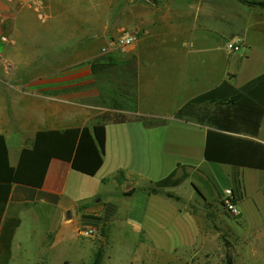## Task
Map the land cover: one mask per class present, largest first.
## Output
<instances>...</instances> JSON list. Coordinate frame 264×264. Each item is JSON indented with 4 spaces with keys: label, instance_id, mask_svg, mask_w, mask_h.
Instances as JSON below:
<instances>
[{
    "label": "crops",
    "instance_id": "obj_1",
    "mask_svg": "<svg viewBox=\"0 0 264 264\" xmlns=\"http://www.w3.org/2000/svg\"><path fill=\"white\" fill-rule=\"evenodd\" d=\"M35 1L0 0V135L10 166L19 165L41 130L104 123L106 148L95 176L54 159L41 188L13 184L4 217L21 222L10 244L0 228V264L40 260L43 250L71 241L85 223L143 234L151 248L170 253L191 248L203 232L195 213L200 204L178 190L204 169L217 176L216 167H233L245 214L246 173L240 171L264 170L208 161L214 128L178 112L225 82L240 89L264 73V8L240 0H43L42 20ZM124 29L137 32V41L104 53ZM230 42L244 54L231 52ZM229 134L264 145V115L257 135ZM107 184L113 186L108 193ZM147 186L179 198L126 194ZM49 209L59 211L60 222L41 230ZM122 219L127 224L119 228Z\"/></svg>",
    "mask_w": 264,
    "mask_h": 264
},
{
    "label": "trees",
    "instance_id": "obj_2",
    "mask_svg": "<svg viewBox=\"0 0 264 264\" xmlns=\"http://www.w3.org/2000/svg\"><path fill=\"white\" fill-rule=\"evenodd\" d=\"M240 1L251 7L264 8V0ZM206 104L215 109L201 111V107ZM178 113L194 115L199 123L214 128L207 135L204 155L208 161L264 170V145L229 134H258L264 115V73L240 89L225 82L193 98ZM106 139L104 123L93 127L41 130L32 144L23 149L19 165L12 167L5 137L0 135V228L3 234L6 230L9 233V244L21 222L19 218L4 217L13 184L41 188L54 159L70 162L74 170L95 176L104 163ZM239 188L238 185V191ZM138 190L179 198L155 186L132 188L126 194L132 195ZM7 253L10 255V248ZM103 258V250H98L91 264H102ZM2 262L7 264L9 260ZM227 264H233L230 257L227 258Z\"/></svg>",
    "mask_w": 264,
    "mask_h": 264
},
{
    "label": "rangeland",
    "instance_id": "obj_3",
    "mask_svg": "<svg viewBox=\"0 0 264 264\" xmlns=\"http://www.w3.org/2000/svg\"><path fill=\"white\" fill-rule=\"evenodd\" d=\"M244 51L241 50L239 54L243 55ZM253 71L251 69L249 73ZM246 74L240 76L241 80L245 79ZM204 109L215 108L204 105L201 111ZM140 143L145 146L143 141ZM216 169L217 176L207 169L203 170L205 175L194 173L192 182L178 190L187 197L193 195L195 202L200 204V211L195 210V213L203 232L200 241L191 248L170 253L151 248L143 234L137 238L135 233L110 232L107 228L101 231L95 226H92L96 228L93 235L85 236L81 231L90 226L85 223L71 241L43 250L40 260H13L12 264H91L98 250L104 252L102 264H227L228 257L233 264H264V172L250 169L240 171L246 173L248 198L240 204L245 214L233 217L220 200L227 188H237V173L233 174V167ZM112 187L107 184L104 191H110ZM107 197L108 194H105L104 199ZM100 198H94L93 205L96 206ZM47 213L49 215H44L39 221L41 230L50 229L60 222L59 211L49 209ZM94 222L97 226L101 224L99 219ZM126 224L127 221L122 219L117 227Z\"/></svg>",
    "mask_w": 264,
    "mask_h": 264
},
{
    "label": "built area",
    "instance_id": "obj_4",
    "mask_svg": "<svg viewBox=\"0 0 264 264\" xmlns=\"http://www.w3.org/2000/svg\"><path fill=\"white\" fill-rule=\"evenodd\" d=\"M14 1V0H10ZM33 8L35 9L38 17L42 20L46 19L47 14L45 10V3L43 0H37L33 3ZM138 38V33L132 30L124 29L121 31L120 35L111 40L108 46H105L102 51L104 53L109 52L110 49H125L131 45H133ZM227 48L231 52H237L241 50V46L237 43L230 42L227 45ZM238 199L235 195L233 189L227 188L223 198L221 199V203L224 208L233 216L239 217L241 215V210L239 207ZM96 231L95 227L88 226L82 229L81 233L85 236H92Z\"/></svg>",
    "mask_w": 264,
    "mask_h": 264
},
{
    "label": "water",
    "instance_id": "obj_5",
    "mask_svg": "<svg viewBox=\"0 0 264 264\" xmlns=\"http://www.w3.org/2000/svg\"><path fill=\"white\" fill-rule=\"evenodd\" d=\"M69 217H71V215Z\"/></svg>",
    "mask_w": 264,
    "mask_h": 264
}]
</instances>
